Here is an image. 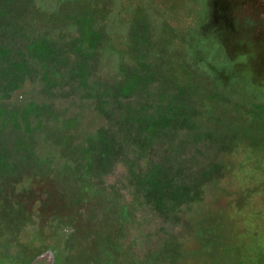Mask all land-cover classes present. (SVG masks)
<instances>
[{
    "label": "rangeland",
    "instance_id": "1",
    "mask_svg": "<svg viewBox=\"0 0 264 264\" xmlns=\"http://www.w3.org/2000/svg\"><path fill=\"white\" fill-rule=\"evenodd\" d=\"M37 1L46 10L62 2ZM111 1L74 3L76 10L47 18L37 14L34 24L29 7L0 0L1 188L18 203V183L40 175L55 195L54 186L74 200H98L106 217L96 231L118 248L100 256L96 244L84 241L78 263L223 264L234 256L236 264H264V109H251L261 122L250 115L241 123L220 112L221 100L177 84L182 71L161 64L168 47L175 50L176 30L188 31L178 46L184 63L194 68L202 59L195 73L210 76L219 83H213L216 91L235 101L239 84L225 90L216 78L223 49L189 30L198 6L196 27L203 21L206 0H149L148 11L137 10L131 25L125 8L141 0H116L121 11L112 24L122 35L131 30L126 47L103 31L92 33ZM160 6L172 7L168 18ZM196 41L202 52L192 57L186 46ZM153 53V66L139 59ZM40 141L64 149L65 168L51 167L52 158L37 160Z\"/></svg>",
    "mask_w": 264,
    "mask_h": 264
},
{
    "label": "flooded vegetation",
    "instance_id": "2",
    "mask_svg": "<svg viewBox=\"0 0 264 264\" xmlns=\"http://www.w3.org/2000/svg\"><path fill=\"white\" fill-rule=\"evenodd\" d=\"M145 1L143 3L141 0L142 5H140V3L136 4V6L132 7V11L129 9V6L134 4L125 8V10H127L126 13L130 15V21L127 20L130 25L137 10L146 9L148 11L147 6H151V2L149 0ZM197 1L198 0H196V3ZM74 3L80 4L78 0H62L59 7L56 9L46 10L43 4L37 0H33L28 6H20L17 8L27 10L29 7L34 15L41 13L48 17H52L58 16L67 10H76ZM110 7L111 8L107 10L105 16L102 17L98 15L99 18L97 17L96 24L100 25V28L98 30L94 28V34L98 36V34L103 31L106 33V36L112 39H118L120 46L126 47L123 38L124 36L129 38L128 35L131 33V30L128 31L126 35H122L115 30L112 24L113 17H115L116 14L118 16V11L121 10L116 0L111 1ZM17 8L13 6L10 7V9ZM160 8L165 9L167 14L166 18L171 15L172 7L160 6ZM201 9H203V7H196V13L198 12L200 15L192 14L189 16V30H191V32L195 31L196 24L202 16ZM149 16L151 18L150 14ZM176 31L178 33L176 34L177 43L183 45L184 33L188 31H184V33L181 30ZM129 43L130 42L127 41V46ZM182 45H178L179 48L181 46L182 49ZM101 54L103 56V52L100 53V55ZM187 70L190 71L188 68ZM231 102L234 113L237 110L236 105L240 107L241 110L247 109L249 111L252 107L259 111L261 110L260 108L264 109V105L256 104L252 101H250L251 107H248L247 104L234 101ZM47 146L55 147L57 151L50 152ZM63 150L61 146L52 141L48 143L40 141L37 151L38 158L45 162H47L48 158H52L54 161L51 167L61 170L65 168L64 166L67 163L64 157H62ZM52 154L55 155L52 156ZM33 180L34 183L30 181L18 183L21 185L20 188L16 190V200L18 203H12L13 200H10L11 198L8 197L9 190H4L0 186V264H33L38 258H46L48 264H98L96 258L90 259L87 263H78L74 261L79 253L82 254V252H80V247L84 241L89 244H96V248L94 247V249L97 253H100V256L104 253L102 252L103 250L112 251V249L118 248L114 243L105 242L102 239L101 232L96 231V227L100 226L106 217L104 213L105 207H102L98 200L93 198L89 200L88 198L74 200L72 195L69 194L70 197L65 195L64 192L56 186H54L56 190L55 195L48 186H53L49 178L38 175L36 178H33ZM60 191L66 199L59 196L60 193L58 192ZM53 195H55V197H53ZM103 198H105V195ZM98 204H100V206H98ZM96 212H98V216H94ZM60 213L72 215L78 225L72 226L64 223L65 221H69V218H65L64 215ZM92 226H95V230H93ZM95 231L97 233H94ZM234 261V256L226 257L223 259V264H234Z\"/></svg>",
    "mask_w": 264,
    "mask_h": 264
},
{
    "label": "water",
    "instance_id": "3",
    "mask_svg": "<svg viewBox=\"0 0 264 264\" xmlns=\"http://www.w3.org/2000/svg\"><path fill=\"white\" fill-rule=\"evenodd\" d=\"M203 18L193 32L199 37L196 38L209 39L224 52L225 59L219 60L216 70L220 76L216 78L225 90L239 84L241 89L237 90L234 102L247 104L251 99L264 105V0H206ZM201 45L202 42L196 41L186 47L194 57L201 54ZM202 61L196 59L195 64L192 63L194 68L186 62L185 65L199 75L195 71ZM243 92L248 98H243ZM33 264L48 263L46 258H38Z\"/></svg>",
    "mask_w": 264,
    "mask_h": 264
},
{
    "label": "trees",
    "instance_id": "4",
    "mask_svg": "<svg viewBox=\"0 0 264 264\" xmlns=\"http://www.w3.org/2000/svg\"><path fill=\"white\" fill-rule=\"evenodd\" d=\"M10 1H14V0H10ZM17 1L21 3V6H28L33 0H17ZM93 1L94 0H92V2H91V0H78V2L80 4H85V5H90V4L92 5V3L96 2V0L94 2ZM42 16H43V14H41V17ZM44 16H46V15H44ZM47 17L48 16H46V18ZM32 18H34L33 22L35 24V22H36L35 21V18H37V14H35ZM39 20H42V19H39ZM92 33L94 34L95 31L92 32ZM106 38L108 40L109 39H112V38H110L108 36ZM108 40H106V41H108ZM178 45H182V44L181 43L180 44L177 43V45L175 47V50L174 49H171L170 47H168L169 48V51L166 52L167 53V56L165 57L166 59H163V62L161 63L162 66H163V69L165 71H168L169 67H172L177 72L179 70L182 71L183 76H182V78H180L178 80L177 84H179V85H185V86L188 85L189 87L193 88V90L195 92H199L201 96H208V97H211V98H214V99L217 98L216 100H218V99L221 100V101H218L220 103V106H219L220 112L223 113V114H225V115H227V116H230L231 118H235V120H237V121H239L241 123L243 122L244 124H246L245 123V121H246L245 119H246V117H249L250 118V115H257L259 117L258 118L259 121L261 122V119L260 118L262 116L254 113L255 111L254 112L252 110H249L248 111L247 109L241 110L240 107H238V111L236 110V112L234 113L233 110H232V107H231L232 102L230 101V99L228 97H226L222 93L216 91L215 86H214V84H213L210 76H207V75H204V74L195 75L191 71H188L187 68L185 67V63H184V51H179L178 50ZM105 48L106 47L104 45V47H102L101 49L104 50ZM87 52L94 53L95 52V47L94 48H90V46H88ZM156 55H157L156 53H153L150 56H143V55H141V57L139 58L138 55L135 54V57L136 58H134V59L135 60L138 59V58L139 59H142L144 62H146V64L148 63L151 66H153V64H155V63H153V61H151V60H153L152 57L154 58ZM132 57H134V55ZM220 58L221 59H224V56H223L222 53L220 54L219 58H217V59H220ZM159 61H157V63H159ZM129 62H130L129 60L123 62L122 69ZM157 65H159V64H157ZM195 88H197V90ZM226 110H228L227 113L225 112ZM245 110H247V112ZM242 112H244V114ZM256 124H257L256 121H253L251 123H248V127H252L253 125H256ZM71 145L72 144H70V146ZM17 148L18 147H16V149ZM66 148H67V145H65V151H66ZM36 156H37V160L40 162V159L38 158V153H37ZM83 157H84V155H83ZM199 251H200V249H199Z\"/></svg>",
    "mask_w": 264,
    "mask_h": 264
}]
</instances>
